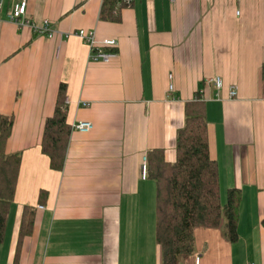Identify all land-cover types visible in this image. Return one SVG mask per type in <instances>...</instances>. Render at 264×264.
Listing matches in <instances>:
<instances>
[{
	"label": "crops",
	"instance_id": "1",
	"mask_svg": "<svg viewBox=\"0 0 264 264\" xmlns=\"http://www.w3.org/2000/svg\"><path fill=\"white\" fill-rule=\"evenodd\" d=\"M0 1V114L13 120L6 152L21 153L0 264H161L156 184L141 165L156 149L175 160L195 99L205 106L220 202L231 187L241 201L237 240L222 226H197L179 264L195 253L200 264H264V0H133L118 20L101 17L103 0H26V17L48 19L52 38L9 19L19 0ZM79 29L115 39L116 56L91 59ZM215 75L221 89L205 81ZM61 83L70 134L56 170L41 141ZM80 120L92 129H73Z\"/></svg>",
	"mask_w": 264,
	"mask_h": 264
},
{
	"label": "trees",
	"instance_id": "2",
	"mask_svg": "<svg viewBox=\"0 0 264 264\" xmlns=\"http://www.w3.org/2000/svg\"><path fill=\"white\" fill-rule=\"evenodd\" d=\"M122 0H103L101 17L119 19ZM264 74V63L262 65ZM66 86L61 83L53 114L44 123L41 150L50 166L63 167L70 126L66 122ZM11 116L0 114V243L6 217L14 199L21 153L6 152L11 135ZM147 176L156 184L155 239L161 248V264H179L194 251V228L222 226L229 241L237 240L241 191L231 187L224 204L220 202L218 165L210 157L205 106L195 99L185 105V119L176 135L175 160L164 158L163 151L148 155ZM32 209L25 207L21 232L27 233L32 223ZM264 222V219H263Z\"/></svg>",
	"mask_w": 264,
	"mask_h": 264
},
{
	"label": "built area",
	"instance_id": "3",
	"mask_svg": "<svg viewBox=\"0 0 264 264\" xmlns=\"http://www.w3.org/2000/svg\"><path fill=\"white\" fill-rule=\"evenodd\" d=\"M210 1V0H206ZM122 2L128 6L131 5L133 0H122ZM0 7H1V1H0ZM26 8H27V1L26 0H19L16 1L10 12L8 13L9 19L17 25L19 28L23 27H29L31 30H33L37 34L46 35L49 38H52L57 32L50 27L48 19H43L40 22H34L29 20L26 17ZM76 35L80 38H82L85 43L89 47V56L93 60H103V61H109L110 59L114 58L116 56V52L113 50V48L117 45V41L113 38L109 39H103L100 42H97L94 36L93 32H87L83 29H79L76 32ZM103 48H107L110 50H104ZM170 79L172 75H169ZM206 82L214 85L217 89H221L223 87V80L219 75L207 77L205 79ZM169 89H172V84L169 85ZM230 97H234L237 95V90L235 86H231V88L228 91ZM83 105H88V103H82ZM93 127L92 123L90 121L86 120H80L73 124V129L86 132L91 130ZM146 161L144 159L142 165H141V176L143 178L146 177ZM39 208H42V206H39ZM201 263V257L198 253H195L193 255L192 264H200ZM248 264H254L253 262H250Z\"/></svg>",
	"mask_w": 264,
	"mask_h": 264
}]
</instances>
